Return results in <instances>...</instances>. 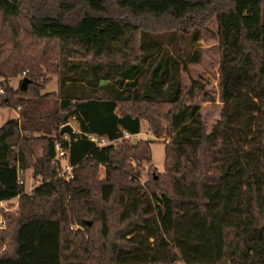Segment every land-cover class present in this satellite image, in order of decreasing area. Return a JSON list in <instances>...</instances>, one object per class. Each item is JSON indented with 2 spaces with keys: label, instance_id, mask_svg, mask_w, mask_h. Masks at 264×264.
Listing matches in <instances>:
<instances>
[{
  "label": "trees",
  "instance_id": "obj_1",
  "mask_svg": "<svg viewBox=\"0 0 264 264\" xmlns=\"http://www.w3.org/2000/svg\"><path fill=\"white\" fill-rule=\"evenodd\" d=\"M212 20L223 107L207 131L202 84L181 72ZM20 73L24 91L7 83ZM44 73L58 80L47 111ZM0 79L18 109L0 126V201H18L0 264H264V0H0ZM142 120L168 136L163 171L152 141L124 137ZM28 169L40 182L25 192Z\"/></svg>",
  "mask_w": 264,
  "mask_h": 264
},
{
  "label": "rangeland",
  "instance_id": "obj_2",
  "mask_svg": "<svg viewBox=\"0 0 264 264\" xmlns=\"http://www.w3.org/2000/svg\"><path fill=\"white\" fill-rule=\"evenodd\" d=\"M208 31H206L202 38L198 41L200 45V57L198 62H191L187 65V71L181 72L182 86L187 89L190 86L192 80H199L202 84V89L196 90L195 101L200 105L202 117L206 126L207 131L211 129L213 124L219 119L223 103L219 101V59H220V47L219 41L215 35L216 24L215 21H211L208 24ZM23 73L10 78L7 83L13 89L20 87L21 80L23 79ZM43 79H47L42 83ZM1 80V79H0ZM39 82L42 86L39 89L40 95H46L42 98L40 103V109L43 111L52 110L55 107V94L58 89L57 75L44 73V76L39 78ZM32 91L30 90V97H32ZM54 94V95H52ZM1 95L0 93V100ZM18 116V109L11 108L9 106L0 103V126L10 118ZM74 131H77V126L73 121L69 122ZM138 139L150 140V155L151 164L155 167L156 171H163L164 161V145L168 141L166 134L155 137L148 128V123L142 120L141 130L138 135ZM135 166L136 164L133 163ZM137 167V166H135ZM143 167V169L141 168ZM140 167L141 171L139 174L131 173L137 177L141 184H144L147 179V171L149 166L144 164ZM62 172L68 176V170L63 168ZM20 180L24 183V191L30 192L35 186L39 184L38 179L32 177V170L28 169L19 173ZM18 207L17 198L7 200L0 204V214L4 210L6 212H14ZM71 228H81L80 225H72Z\"/></svg>",
  "mask_w": 264,
  "mask_h": 264
},
{
  "label": "built area",
  "instance_id": "obj_3",
  "mask_svg": "<svg viewBox=\"0 0 264 264\" xmlns=\"http://www.w3.org/2000/svg\"><path fill=\"white\" fill-rule=\"evenodd\" d=\"M0 93L1 94L3 93L2 89H0ZM139 133H136V134L124 133V137L129 139V141L131 143H137L139 141V139H138L139 138L138 137ZM64 138L68 139V136L64 135ZM88 138H89L90 141H95L97 143V146H99V147L105 146V145L110 143V142L106 141L103 138L102 139H98V136L96 134H90V135H88ZM54 149H55L56 155H55V157H54V159L52 161L53 162H57L58 161L59 164H60L61 170L63 168L68 170V172H67L68 176H66L65 172H61V174L65 175L66 179L68 180L70 178V176L72 175V173H71L72 168L68 165L67 160H66L68 152H67V150L65 148L62 147V145L60 144L59 141H55ZM3 202H5V201H0V204H3ZM6 210L8 211V209H6ZM6 226H7L6 218L2 214H0V237H1L2 232L6 229Z\"/></svg>",
  "mask_w": 264,
  "mask_h": 264
},
{
  "label": "water",
  "instance_id": "obj_4",
  "mask_svg": "<svg viewBox=\"0 0 264 264\" xmlns=\"http://www.w3.org/2000/svg\"><path fill=\"white\" fill-rule=\"evenodd\" d=\"M28 82L29 80L24 77L21 81L20 89L23 91L26 90ZM59 133L67 135L71 144L80 137V133L78 131H74L73 126L69 122L61 126Z\"/></svg>",
  "mask_w": 264,
  "mask_h": 264
}]
</instances>
